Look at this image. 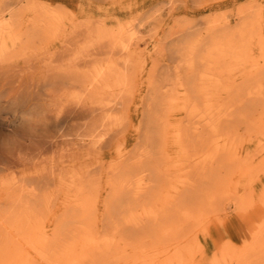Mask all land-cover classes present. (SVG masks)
<instances>
[{
	"label": "rangeland",
	"instance_id": "obj_1",
	"mask_svg": "<svg viewBox=\"0 0 264 264\" xmlns=\"http://www.w3.org/2000/svg\"><path fill=\"white\" fill-rule=\"evenodd\" d=\"M0 10H12L14 25L23 30L36 25L65 30L43 40L41 52L61 46L68 35L81 38L87 29L83 47L89 39L112 36L117 44L129 43L127 54L132 58L115 79L127 94L114 115L115 132L107 143L53 148L41 140L38 157L25 155L17 163L0 156V219L7 199L21 196L20 202L34 210V232L43 226L58 246L53 251L39 244L31 250L28 243L33 236L35 241V234L19 237L12 231V245L23 246V264H68L99 241L102 255L109 257L106 264H264V0H0ZM66 31L69 34L63 36ZM1 36L10 50L9 62L3 65L10 66L11 74L27 82L39 77L38 66L28 68L32 63L24 64L26 55L11 47L14 35L3 31ZM152 78L165 85L158 86L157 94L148 90ZM2 93L0 134L13 145L23 140L21 118L29 116L14 113L17 104L6 103L7 91ZM152 97L155 127L149 133L146 105ZM67 123H58L49 133L63 137L74 122ZM152 133L156 174L148 188L151 193L134 197L132 188L116 187L119 172L135 160L131 155L137 144ZM121 193L125 199L114 218L121 219L129 208L128 215L135 213L131 221L141 219L146 226L137 231L144 234L142 239L137 232L129 233L130 240L121 239L118 232L112 235L108 213ZM146 209L154 216H145ZM160 211L158 222L169 214L173 222L187 223L185 240H160L163 230L158 227L166 219L159 226L153 221ZM19 213L22 219L24 210ZM26 220L25 229L31 224ZM148 222L156 224L149 227ZM153 227L158 243L151 241ZM44 251L48 260L40 256Z\"/></svg>",
	"mask_w": 264,
	"mask_h": 264
},
{
	"label": "bare ground",
	"instance_id": "obj_2",
	"mask_svg": "<svg viewBox=\"0 0 264 264\" xmlns=\"http://www.w3.org/2000/svg\"><path fill=\"white\" fill-rule=\"evenodd\" d=\"M53 18H56V17L54 16ZM13 20H14V14L12 10H8L5 12L0 10V105L4 101L1 99V96L3 94L2 92L6 90L7 97L5 99V102L8 104H10L11 102L17 104L15 109H12V111L14 110L13 111L14 113L15 111L20 112L22 114L24 113V115L26 114L29 117L21 118V119H24V122H25V124H21L22 126L20 127L24 135L22 138L23 139L22 141H19V142L17 141L16 143L13 142L14 143L13 145L11 144L7 145L8 143H5L4 141L5 139L4 134L3 133L0 134V138H1L0 139V156L4 157V160L8 162L9 161L13 162L17 160V163L19 162L18 160H20V158L25 155H30L33 158L38 157L43 152V148L41 146V140H44V142H46L48 145L52 146L53 148L62 147V146L72 147L75 144L78 145V147L80 148L81 147H93L95 145L100 146L101 144L103 145L107 143L109 139L114 135V132H115L114 124H115L116 117L114 115L119 112L121 104L123 103V98L127 94V89L122 88L120 85L117 86L115 79L116 80L117 78L119 79L120 71L124 69L126 65L132 62L131 56L127 54L129 43L122 40L120 44H117L114 42L112 36H110L109 39L108 40L105 39V41L101 38H98L97 40H94V41H92V39H89L87 41L89 45L83 47V44H86V42L84 41L85 39L84 37L87 36V34L89 33V31L86 29L85 31H83V33L81 32L82 34L80 33L81 38H77L73 40L72 39L73 37L71 38L68 35V37L65 38L64 42L63 43L61 42L62 43L61 46L59 47L48 46L47 50H45L44 52H41V49L43 47L41 43H43V40L46 41L48 40V38H50L49 35L51 37H54L56 36L58 32L60 34V33H63L65 30L59 31L58 29L59 27L54 29L50 27L48 28L47 26H44V25L43 26L36 25L33 27L28 26L27 28L23 30V28H19L17 27V25H14ZM3 31H7V33H12L14 35L11 47L16 51V53H22L26 55L23 58L24 64L28 65L30 62L32 63V65L30 64L31 66L28 65L29 66L28 68L36 69V67L38 66V69H39L38 73L40 74L39 77H37L36 79L31 78V81L29 82L23 81V79H17L18 77L16 76V74H11L9 65L7 67L3 65L4 62H7L10 59L8 56H6L10 53L9 52L10 50H9V47L3 43L2 36H1ZM71 33L74 34V37L77 35L75 30L73 32L71 31ZM67 34L69 33H67L66 31L63 36ZM58 38L60 39L59 36ZM123 54H127V55L123 56ZM33 61H36V63ZM155 69L156 68L153 66L152 67V75H153L152 77L156 75V74L155 75L153 74L155 72ZM124 77L125 79L126 78L128 79L127 72L124 74ZM155 79L152 78V80L149 81L148 90L150 92L158 93L159 91L158 86L159 87L161 86L162 88H164L165 85L164 84L159 85L161 81L156 83L157 80ZM116 89H118L119 91H116ZM162 91L164 94L166 93L165 89ZM154 105H155V101L152 97V99H150V102L146 105V111L148 112V115H147L148 121L145 127H146L147 132L149 133L152 132V128L155 127L154 125L151 124V121H152L151 117L155 115L153 111V107H152ZM65 114L70 119H67V117H65ZM69 120L74 123L72 124V127L70 128V130L69 131L67 130V132L63 135V137L61 136L60 138H56L57 135L54 136L53 134L49 133V130L56 127L58 123L68 124L67 122ZM144 139L145 140L142 141L143 149L140 150V146L142 142H139L137 144L138 147L135 148L136 151H134V154L131 155V158L135 160H132L129 163V165H127L126 168L124 169L122 168L121 172H119L120 179L117 182L118 185H116V187L119 186L121 190L126 189L125 187L132 188L133 190H135V194H136V196L134 197H137L138 195L141 196V194L143 193L147 194L146 191L149 190L148 188L151 186V182L153 181L155 174H156L155 168L153 166V160H152L153 153L151 150V145L154 141L153 133L152 135L151 134L146 135ZM136 163L138 164L136 165ZM0 169H1V165H0ZM88 174L89 172L87 171L86 175ZM22 180L24 181L23 178ZM32 191H34V189L31 190V192ZM149 191L151 193V190ZM34 193H31V197L33 199L34 198L37 199L38 196L35 195ZM121 194L117 195L118 197L116 199L114 198L115 206L112 208L110 212L108 211L109 212L108 213L109 214L108 223L111 226L110 228L112 231V235L118 232L120 233L119 234L120 238L122 239L123 237L126 240L130 238L129 233L132 234V233H136L137 231H143V229H145L144 227L146 226L144 225L143 227V224H142L143 222L141 221V219H139L141 223L137 222L136 218H135L136 222L131 221V216L135 213H132V215L131 214L128 215L129 208L127 210V213L124 216L121 215V219L117 220L114 218L115 213L117 212V210L121 206V203L125 199V195H123L124 193L122 195ZM85 198H83V200H85ZM151 198L152 197H150V199ZM21 200H22L21 196H13V195L10 196L7 199L8 202L6 203L8 204V206L5 205V207L7 208L1 214L2 218L0 219V264H16V263L23 264L25 263L24 261L21 260V258L23 259L25 258L22 257L21 253L19 252V250L21 251V248L23 246L20 247L18 243L16 244L15 242L14 243L17 246L15 244L12 245L13 243L12 231L16 232V235L19 237L23 235L24 233H27V234L32 233L33 235L35 234L36 236L35 241H34V236H33L31 243H28L30 244L32 248L31 249L28 246L31 250L33 249L36 250V245H39V244L47 245V247L53 249V251L57 250L58 248V246L54 244L55 240L48 239L47 234L45 230L43 229V226L40 228L38 227V230H37L38 232L37 231L34 232V230L37 228V226L32 224L34 222L33 221L34 220V217H33L34 210L28 207L27 205L28 203L22 204L20 202ZM27 201H29V199ZM182 202H179V203H182ZM172 206H174L173 203H172ZM145 207L146 206H144V208ZM18 209L24 210L25 215L22 219H20L22 214L19 213ZM181 209H183V207ZM150 210H153V208ZM147 211L148 209H146V212ZM163 212H166V211H163ZM181 212L183 211L181 210ZM155 213L156 214H155L154 220L152 219L153 221L157 220L156 215L157 214L161 215L162 212L160 211V212H155ZM193 213L194 212L191 213L192 217H194ZM171 214L174 216L173 212L170 213V215ZM177 214L179 215V213ZM146 215H149L150 217L154 216V215H151V213L145 214V216ZM181 216L182 215H179V217ZM165 217H167L165 218L166 224L161 223V221L164 222L165 219L164 221L163 219L159 221L163 229L160 228L159 226L160 225L158 222L159 219L157 220V225L159 226L158 228L163 230L162 234L161 233L158 234L160 237V240H161V237L164 238L162 242H165V240L167 242H170V241H173V239H175L174 240L175 242L181 238H184L183 240H185L186 235L184 234L185 233L184 225H186L187 223L184 224V220H180V221L177 220L176 221L177 223H175L173 222L175 220L171 219L169 217V214L168 216H165ZM25 218L27 219L26 220L27 224L31 223L30 225L26 226L27 227L26 229L22 225V223H25L24 222ZM159 218H162V217H159ZM168 218H169V221L171 219L170 221L171 224L173 223L172 225H170L169 223L170 226L167 224ZM150 219L151 218H149V220ZM149 223L150 222H148V224ZM155 224L156 223H154L152 226H154ZM150 225L151 223L148 226L152 227ZM155 227H153L155 232L153 228L151 229V231L153 232L149 231L150 228L148 230L149 232H151L150 233L151 235L150 237L152 238L151 241H155L156 238L158 237V235L156 237V233L158 232L156 231ZM57 228L58 230L56 229L55 232L59 231L60 225ZM126 229H127V232H126ZM186 231L188 232L187 228H186ZM152 233L153 234L155 233V237H156L155 239ZM137 234H140L139 236L140 238L144 235L138 232L136 233V235ZM137 236L135 239H137ZM169 237L173 239L170 240ZM142 238H144V236ZM156 241L157 242H154V243H158V240ZM101 246H102V241H99L98 243H94V246L90 248L91 250L87 252L84 250L83 253L78 255L79 257H74V258L71 257L68 264H106L104 259L109 258V257L104 258V255H107V254L102 255L103 251H102ZM107 246H108V243H107ZM50 252L51 250L48 253ZM106 252L108 253L109 251H106ZM36 254H38V252ZM40 256L44 260L49 259L45 251L44 253H41ZM55 260L56 259L53 258L52 261L54 262Z\"/></svg>",
	"mask_w": 264,
	"mask_h": 264
}]
</instances>
